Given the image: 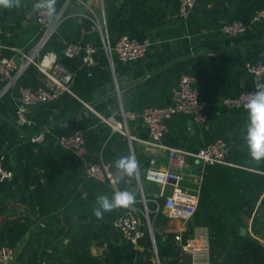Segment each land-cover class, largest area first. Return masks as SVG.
<instances>
[{"label": "crops", "instance_id": "obj_1", "mask_svg": "<svg viewBox=\"0 0 264 264\" xmlns=\"http://www.w3.org/2000/svg\"><path fill=\"white\" fill-rule=\"evenodd\" d=\"M251 1L261 3L264 0H208L207 11L203 8L205 0H202L197 6L193 7L188 18L184 19L178 14L177 0H104L111 37H117L121 33L137 36L146 34L150 36L153 43L144 58L128 63L117 62L113 68L107 56L102 52H98L94 62L85 64L88 71L87 75L92 79L93 89L88 87L85 90L84 87L87 81L80 85L74 77L72 83L73 93H71L78 102L83 103L87 108L79 113L82 118L88 115L89 109L95 113L96 110L99 111L100 109L98 110L92 105L89 99H84L81 94L88 96L93 93V97L98 98V101L106 102L114 97L116 102L111 106L113 107L112 113L106 116V114L99 111L103 117L96 113L101 117L102 122L110 126L111 133L122 132L118 129L115 130L105 118L113 116L121 121L120 118H123L122 105L124 109L136 113L135 117L128 118V130L131 137L128 134H123L127 136V150H129L130 155L137 161L139 156L141 157V163L138 162V170L145 174L152 154L157 156V164L160 166L167 163L168 154L162 150H152L143 141L148 136V130L139 114L146 106L168 103L182 71L185 70L195 74L197 85L204 98L209 102L210 120L207 124H198L186 114H175L168 121L165 140L170 145L195 151L223 135L232 139L236 144L234 153L236 159L234 158L235 161L230 160L234 164L203 166L196 159L190 157L186 180L182 181L181 185L183 188L197 192L200 197L203 184H205L207 207L210 212L212 211L209 220L217 222L240 220L248 224V227H242L246 230H251L255 210L264 196V191L260 194L251 214L246 212L249 206L246 204L243 210L234 215V209L237 207L235 204L236 202H243L241 200L242 195L248 196L251 190L257 188L251 184V180L264 184V160L253 161L249 155L243 138L246 133L247 121L245 109L225 107L220 101L224 96L233 95L251 87V76L245 72L243 61L247 58H256L264 49V25L258 26L257 24L246 33L237 36L225 34L221 26L224 21L231 19L237 12L249 11L253 4ZM59 3L60 0H56L55 5L59 7ZM34 4L35 0H21L22 6L19 8L0 6V23L4 28V32L0 34V52L15 57L18 63L23 59L22 54L27 52L40 36V26L37 22ZM93 4L98 8L100 7L95 0ZM209 9H213V11L210 10L211 12H209ZM70 10L76 12V15L70 16L77 18L79 22L86 21V18H81L82 13L88 11L83 4L72 2ZM219 24L221 26L217 28ZM76 26L72 28L63 25L61 30L63 29L68 35L76 36ZM79 36L82 40L89 38L87 40H94L99 43L96 32L82 33L79 28ZM75 70L73 71L76 76L77 70ZM42 80L43 75L38 68L34 73L28 68L24 72L21 83L36 86L41 84ZM111 81L113 87L107 93L95 97V92ZM117 85L120 93L116 90ZM132 85H136V89L123 95L122 92ZM72 103L66 97L54 102L41 103L32 106L31 115L37 125L50 126L53 132L54 130L64 132V130L72 129L73 124H76V121L79 120L77 118L79 115L75 118L72 117V113H74ZM117 107L120 109L121 116L116 110ZM13 111L14 103L11 96H4L0 100V112L10 113V117L13 119ZM101 123L95 122L90 127L95 126V131L100 133L102 132ZM3 126L6 127V124H3ZM111 137L112 135H109L105 139L108 140L105 148L101 137L95 142L98 147L100 145L99 148L94 147L90 142L91 153L88 157L97 159L101 154L103 159L108 161L112 168H115L114 162L121 156L126 155L120 149L121 145L117 142L119 140L113 138L114 140L111 142L112 139L110 141L108 139ZM107 147L110 148L112 155L104 157L103 152L108 149ZM52 152L51 149L50 153ZM58 152L59 150L54 147V163H56L54 168L61 164L62 169L67 174L63 178H54L56 180V184L52 189L54 196L61 194V192L70 194L78 190H81L82 196H89L98 187H103L105 193L102 195L109 196L108 192H111V189L114 190L110 185L107 186V183L105 187L104 182L84 177V163L81 160L67 156L65 153L58 154ZM14 158L16 159V157H13L10 160L13 165H15ZM46 170V168L36 163L34 170L27 172L25 178L23 174L20 176L19 181L25 182L30 188L27 195L35 190L37 181L47 182L44 173ZM28 175L29 178H26ZM191 181H193L192 184ZM122 183L125 187L122 186ZM122 183L120 184L122 191L129 190L135 195L134 206L143 207L142 200L137 198L138 188L135 178L124 176ZM144 187L149 198H160L162 192L160 184L145 180ZM172 191L173 186L171 184L165 186L166 193ZM75 192L70 195L75 196ZM20 198V196H17L14 200L9 191L6 193L0 192V201L4 204L11 202V205L7 206L8 211L5 215L0 214V223L7 219L17 218L21 214L27 217L29 223H34L32 229L18 241L17 247L15 246L18 254L26 247L29 240L37 246L39 239H43L47 235L45 227L49 226L54 232V264L70 262L74 258V250H71L72 243L80 234L86 239L89 238L86 241V247L92 255L105 257L110 250L108 236H111V240L127 252L130 262L134 258L135 250L128 241L122 238L120 229L113 225L114 219L109 220V212L104 213L103 219H97L89 208L90 205L92 207L93 205L89 204L87 200L82 201L78 196L66 202L59 199L57 202H50L47 205L35 200V208L33 209L30 208L28 203H22ZM57 205H60L62 209L55 208ZM259 217L261 221H264V215ZM86 222L93 223L92 229H81V231L75 229V223L85 225ZM178 225L179 221L170 220L166 224L165 230L171 228L172 233ZM195 228L209 234L207 226L200 225ZM246 230H242V232H246ZM263 236L264 233L257 235V237ZM144 248L142 246L140 249L144 250ZM47 250L51 251V248L48 247ZM18 257L16 259L17 263H13L22 264L21 258ZM175 260V258L172 259V261Z\"/></svg>", "mask_w": 264, "mask_h": 264}, {"label": "built area", "instance_id": "obj_2", "mask_svg": "<svg viewBox=\"0 0 264 264\" xmlns=\"http://www.w3.org/2000/svg\"><path fill=\"white\" fill-rule=\"evenodd\" d=\"M99 4L96 7L94 0H64L56 8L55 14L49 15L43 9H35L37 22L40 26V36L31 48L24 52L23 59L18 63L15 57L0 52V100L10 95L14 103V122L23 127H35L36 121L32 117V106L41 103L54 102L64 92L73 93L72 83L75 72L70 69L59 58V52L48 49V44L60 35V29L66 17L76 15L70 10L72 2L83 4L87 12H83L81 18L90 21V25L82 24L81 32H96L100 43L94 40H82L80 38H63L64 47L62 52L67 57H80L83 64L95 61V56L100 48H103L112 68L116 60L123 63L133 62L144 58L152 45L149 35L132 36L129 33H121L115 40L109 33L106 18L104 0H95ZM38 0H35L37 3ZM198 0H179L178 14L187 19ZM264 22V6L255 9L250 21L234 18L223 22L221 29L229 36H237L246 33L257 23ZM4 28L0 23V34ZM36 65L43 75L42 83L36 86L25 85L19 80L24 72L31 66ZM245 72L251 76V87L237 92L236 94L224 96L220 103L225 107L244 108L249 99V94L254 92L258 85L264 84V49L256 58H247L243 61ZM16 90V91H15ZM116 90L120 93L119 86ZM209 102L204 98L195 74L182 71L177 85L173 89L170 101L164 105L146 106L139 116L148 130L147 138L143 141L152 150L167 152V163L158 165L157 156L151 155L148 168L145 172L146 180L156 182L162 186L160 198H149L144 194V186L141 182L143 192V207L132 204L128 210L113 220V225L120 229L122 238L129 242L136 251L142 247L140 239L146 234L145 226L153 241L154 261L161 264L154 235V219L161 206L169 220L179 221V225L173 230V239L177 245V258L182 261L187 257L190 264H211L210 237L200 229L189 232V221L194 216L198 206V193L182 187V181L188 171V160L190 157L196 159L203 166L214 164H234L229 158L231 148L230 142L224 137H217L209 143L201 146L195 151L170 145L165 140L168 121L175 114L181 113L190 116L198 124H207L210 120ZM121 112L124 118L136 116L134 111L126 112L123 105ZM96 113L101 115L99 111ZM102 116V115H101ZM103 117V116H102ZM105 118L114 129H120L121 121L117 124L115 120ZM123 133L130 135L128 127ZM53 133L52 128L41 125L37 131L28 136L33 142H43L47 135ZM131 137V135H130ZM27 138V137H26ZM57 143L64 149L73 152L77 158L84 163L85 177L104 182L110 185L116 192L122 191L120 184L124 176L111 164L104 160L101 154L97 159H91L88 155L91 150L86 139V131L82 126H77L71 133L60 132L57 135ZM4 155L0 157V180L13 176V170L4 165ZM136 175L138 179L139 170ZM171 184L173 191L165 192V186ZM156 204L155 208L149 206V202ZM264 247V237H258ZM16 259V248L10 244L0 245V264H10Z\"/></svg>", "mask_w": 264, "mask_h": 264}, {"label": "trees", "instance_id": "obj_3", "mask_svg": "<svg viewBox=\"0 0 264 264\" xmlns=\"http://www.w3.org/2000/svg\"><path fill=\"white\" fill-rule=\"evenodd\" d=\"M207 1L205 0L203 4V8L207 11ZM253 3V1H251ZM198 3L195 5L197 6ZM179 6V0H177V11ZM264 6V1L261 3H253L250 7L249 11H245L242 13H236L231 17V19L234 18H240L244 21H250L254 11L256 8ZM213 11V9H209V12ZM84 22H79L77 18L73 16H68L63 22V25L71 26L72 28L76 26V24H79L76 26L75 32L77 33L76 36L68 35L63 30H60V35L62 34V39H60V36L57 35L56 38H54L49 44L48 49H55L59 52V58L60 60L65 63L70 69L77 70L75 81L78 84H84V82L87 81L85 85V90H87L88 87H91L93 89V84L91 83V78L88 77V71L86 70V65L82 63V60L80 57H67L62 52V49L64 47L63 38L67 39H78L79 34V28L81 30L82 24L89 26L90 21L88 19H85ZM230 20V19H229ZM259 25H264V22L257 23ZM256 24V26H257ZM62 25V26H63ZM221 24L217 26V28H220ZM70 27V28H71ZM255 27V25L253 26ZM110 30V25H109ZM111 34V30H110ZM132 36H137L135 34H130ZM112 36V34H111ZM119 36V35H118ZM113 40L116 39V37H111ZM89 38H86V40ZM100 43V40H99ZM99 52H102L105 54L103 48H100ZM106 56V54H105ZM121 62L119 60H116L115 63ZM123 63V62H122ZM30 70L33 71V73L37 70V67L35 65H31ZM94 69V68H93ZM75 70V71H76ZM93 71V70H91ZM24 75V74H23ZM23 75L20 78V82L23 81ZM88 85V86H87ZM90 92V91H89ZM81 96L84 99H89L91 101V104L94 105L99 111L103 112L104 114L109 115V113H112V108L116 101H114V97L111 99H108V102L106 101H98V98L93 97V93L91 95L81 94ZM70 100L73 102V112L72 117L75 118V116L79 115L77 118H79L78 121H76V124H73V128L69 130H64L66 133H71L74 128L77 126H82L85 128L86 131V139L88 146L91 142L94 147H98V145L95 144L96 141L102 138V140H105L109 135H112L111 138H108L111 142L114 140L113 138H117L119 141H117L123 150L124 155L128 156L130 155L127 145L126 136L121 134L120 132H114L111 133V128L109 125H106L100 116H98L94 111L90 110L88 111V115L85 117L80 116V112L84 109H87L86 106H84L83 103H80L72 96L70 92H64L57 100L60 98H64ZM94 98V99H92ZM55 100V101H57ZM93 102V103H92ZM112 102V104H110ZM12 111V109H11ZM76 118V120H77ZM95 122L101 123L102 132L97 133L95 130V126L90 127V125H94ZM3 124H6V127L3 126ZM41 125H36L35 127H23L17 125L13 119L10 117V113L4 114L3 112H0V157L1 155H4V165L6 168H10L14 170V176L12 178H5L3 180H0V192L6 193L9 191L13 197L14 200H16L17 196H20V201L22 203L26 202L29 204L30 208H35V200L39 201L43 205H47L50 202H57L59 199H63V202H66L72 198H79L83 200H87L89 204H94V200L99 195H102L104 192L103 187H98L93 190L91 195L82 196L81 190H78L75 192V196H72L74 192H71L70 194L62 193L54 196L53 188L56 184V180L54 178H63L67 172H64V169H62V165L58 164L55 168L54 165V147L56 150H59L58 154L65 153L67 156L74 157L75 159L80 160L76 157V155L71 152L70 150L62 148L57 143V135L60 133L58 131H55L53 133H50L47 135L46 139L43 142H33L29 140L28 136L35 131L39 129ZM53 131V129H52ZM101 131V130H99ZM58 132V133H57ZM103 133V135H102ZM27 137V138H26ZM226 138L230 144V152L228 155V158L235 161V151H236V144L232 141L230 137L226 136H220ZM108 142V140H107ZM100 147V145H99ZM98 147V148H99ZM109 147V146H108ZM107 147V148H108ZM53 150L52 153H50V150ZM105 157H109L112 155V152L110 151V148L106 149L104 152ZM14 158L15 165L11 164L10 160ZM147 157V155H145ZM235 158V159H234ZM248 162H250L249 158ZM77 160V161H78ZM243 161V160H239ZM138 162L141 163V157L139 156ZM253 162V161H252ZM38 164L39 166H42L46 168L47 170L44 172L45 176L47 178V182H40L37 181V184L35 186V190L31 191L29 195H27V192L30 191V188L25 182H20L19 178L23 174L25 178V174L29 171L34 170L35 164ZM216 165V164H214ZM64 174V175H63ZM244 176V175H243ZM85 177V176H84ZM254 177V176H253ZM29 178V175L26 177ZM87 178V177H86ZM53 179V180H50ZM89 179V178H88ZM93 180V179H90ZM122 183V186L125 187ZM251 184L255 186V190H251L250 193L247 195H242L241 200L243 202L237 203L236 202V208L234 209V215L237 214L238 211L243 210V207L247 204L249 205L246 209V212L248 214H251L255 209V204L257 200L259 199L260 194L264 191V184L263 183H256L251 180ZM106 187V183L104 185ZM109 186V185H107ZM205 184H203L202 189V195L199 197L198 206L194 213V216L189 221V232L194 231L195 227H198L200 225L207 226L209 228V237H210V249H211V264H264V247L262 243L259 241V238L257 237L258 234H263V228H264V221L260 220L259 216L264 215V196L261 198V201L258 205V207L255 210L253 222L251 223V230H246V232H242V227H248V224H246L243 221L237 220L233 222H217V221H210L209 215H211L212 211L207 207L208 200L205 197ZM109 188V187H108ZM109 196L113 193H115L114 190H110ZM62 202V203H63ZM11 205V202L8 204H4L2 201H0V214L6 213L8 211V207ZM149 206L151 208H155L156 204L153 202H149ZM58 209H62L60 205H57ZM54 208V209H55ZM89 208L92 210V206L90 205ZM128 210V207L126 208H119L112 212H109L108 217L109 220H113L117 218L118 216L124 214ZM167 220H169L167 214L164 211L163 206L160 207L158 213L155 216L154 219V235H155V241L156 245L158 247V253L162 257L167 256L168 253H171L173 257L176 259L175 261H168L165 262V264H190V259L185 257L180 261L177 257L178 248L177 245L173 239V233L165 235L160 234V227L165 225L167 223ZM83 224H76L75 223V229L80 230L81 229H92L93 223H84ZM34 223H29V220L26 216L21 214V216L17 218H11L7 219L6 221H3L0 223V245L2 244H10L12 246H16L18 244V241L22 239V237L28 233ZM146 234L144 237L140 239V242L144 248V250L138 249L135 251V256L132 259V261H129V255L127 252L119 246L117 243L111 240V236H108V247L109 252L105 255V257H99L96 255H92L89 251V249L86 247V241L89 239H86L82 237L80 234L77 239L74 240L72 243L71 250H74V258L70 262H66L63 264H121V263H127V264H156L154 261V250H153V241L150 236V233L148 232L147 227L145 226ZM46 236L43 239H39L37 246L33 245L32 241H28L26 244V247L22 250V252L19 255L18 258H21L22 264H45L46 261H41V257H44L46 260H50L53 258L54 260V232L53 230L47 226L45 227ZM167 234V235H166ZM264 237V236H263ZM17 247V246H16ZM48 247L51 248V251H48ZM17 249V248H16ZM13 263V262H12Z\"/></svg>", "mask_w": 264, "mask_h": 264}, {"label": "clouds", "instance_id": "obj_4", "mask_svg": "<svg viewBox=\"0 0 264 264\" xmlns=\"http://www.w3.org/2000/svg\"><path fill=\"white\" fill-rule=\"evenodd\" d=\"M56 0H38L33 5L35 9H43L47 14H55ZM0 6L4 8H19L21 0H0ZM247 112L246 133L244 138L250 157L253 161L264 160V84L258 85L257 89L249 94L248 101L244 104ZM114 167L126 177L135 175L138 169V161L132 157L121 156L114 162ZM135 195L129 190L115 192L108 195H99L95 206L92 208L93 215L97 219H103L104 213L112 212L119 208H126L134 204Z\"/></svg>", "mask_w": 264, "mask_h": 264}, {"label": "rangeland", "instance_id": "obj_5", "mask_svg": "<svg viewBox=\"0 0 264 264\" xmlns=\"http://www.w3.org/2000/svg\"><path fill=\"white\" fill-rule=\"evenodd\" d=\"M62 2H64V0H60V3H59V6L62 4ZM61 30V29H60ZM63 30V29H62ZM61 32V31H60ZM117 112H118V114H120V109H119V107H117ZM125 111L126 112H129L127 109H125ZM120 116H121V114H120ZM113 117V116H112ZM113 120H115L116 122H117V124L120 122V120H117L116 118H112ZM120 119H122L121 120V127H120V129H122V130H125L126 131V128L128 127V119H126V118H120ZM120 129H118V130H120ZM116 130V129H115ZM121 131V130H120ZM122 132V131H121ZM121 134H123V132L121 133ZM124 135V134H123ZM126 136V135H125ZM126 140H127V136H126ZM103 142H104V148H105V144L107 143V140H103ZM128 142V141H127ZM103 154H105L104 152H103ZM104 157H105V155H104ZM139 176H140V179H138V177H137V175H136V173H135V175L134 176H132L133 178H135V180H136V185H137V188H138V194H137V198H140L141 200H142V195H143V192H142V189H141V182L143 183V186H144V184H145V180H146V178H145V174L144 173H142L141 171H139ZM184 180H186V177H185V179ZM183 180V181H184ZM192 182L193 181H191L190 183L192 184ZM193 187V186H192ZM145 188V187H144ZM144 194L146 195V193H145V190H144ZM142 202V201H141ZM170 222V220H167V223L166 224H168ZM166 224L165 225H163V226H161L160 227V234L161 235H165V233H167V234H170L171 233V228L170 229H168V230H165V226H166ZM166 234V235H167ZM157 249H158V247H157ZM17 257H18V251H16V259H17ZM174 257H173V255L171 254V253H168L167 254V256H165V257H162V255L160 254V256H159V259H160V262H161V264H165V262H168V261H172V259H173ZM16 259H15V261L14 262H16ZM41 261H46V263L45 264H54V260H53V258H51L50 260H46L44 257H41ZM17 263V262H16ZM16 263H12V264H16Z\"/></svg>", "mask_w": 264, "mask_h": 264}, {"label": "water", "instance_id": "obj_6", "mask_svg": "<svg viewBox=\"0 0 264 264\" xmlns=\"http://www.w3.org/2000/svg\"><path fill=\"white\" fill-rule=\"evenodd\" d=\"M200 2H202V0H198V3H200ZM112 87H113V82L112 81L111 82H107L104 86H102L99 90H97L95 92V94H94L95 97H99L102 94L107 93L108 90L111 89ZM136 87H137L136 85H132V86L128 87L126 90H124L122 92V94L123 95H126L127 93H130L131 91H133L134 89H136ZM129 137H130V135H129ZM242 230L245 231L246 229L243 228Z\"/></svg>", "mask_w": 264, "mask_h": 264}]
</instances>
